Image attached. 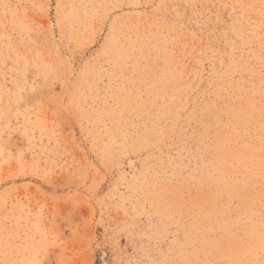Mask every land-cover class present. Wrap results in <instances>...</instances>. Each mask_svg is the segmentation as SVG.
Returning a JSON list of instances; mask_svg holds the SVG:
<instances>
[{"label":"rangeland","instance_id":"1","mask_svg":"<svg viewBox=\"0 0 264 264\" xmlns=\"http://www.w3.org/2000/svg\"><path fill=\"white\" fill-rule=\"evenodd\" d=\"M0 264H264V0H0Z\"/></svg>","mask_w":264,"mask_h":264}]
</instances>
